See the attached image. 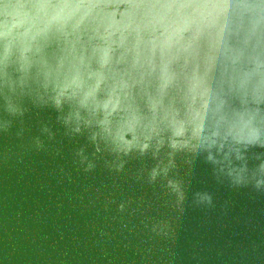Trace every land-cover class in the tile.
<instances>
[{"label": "water", "instance_id": "water-1", "mask_svg": "<svg viewBox=\"0 0 264 264\" xmlns=\"http://www.w3.org/2000/svg\"><path fill=\"white\" fill-rule=\"evenodd\" d=\"M0 264H264V0H0Z\"/></svg>", "mask_w": 264, "mask_h": 264}]
</instances>
